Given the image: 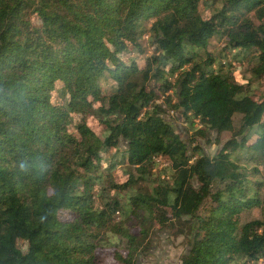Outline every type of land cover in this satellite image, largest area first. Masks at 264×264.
<instances>
[{"label": "trees", "instance_id": "1", "mask_svg": "<svg viewBox=\"0 0 264 264\" xmlns=\"http://www.w3.org/2000/svg\"><path fill=\"white\" fill-rule=\"evenodd\" d=\"M218 42L263 76L264 0H0V264L131 262L155 226L190 239L182 264L264 260V181L239 162L264 164V96ZM211 130L233 133L214 156Z\"/></svg>", "mask_w": 264, "mask_h": 264}, {"label": "rangeland", "instance_id": "2", "mask_svg": "<svg viewBox=\"0 0 264 264\" xmlns=\"http://www.w3.org/2000/svg\"><path fill=\"white\" fill-rule=\"evenodd\" d=\"M213 54L217 56V62L220 63L225 59L226 65L222 66L223 71L232 72L235 79L240 82L248 83V90L253 94L255 99H262L264 96V75L258 76L255 72L260 64L259 57L250 55L245 57L244 54H240L237 58L234 53L225 50L223 42H218V45L213 48ZM224 63V61H223ZM58 93L54 92L55 100L59 101L60 97ZM169 119L173 120L179 129L181 130L184 138H190L192 132L188 129L187 123L181 114L177 111H167L164 113ZM241 115L235 116V123L239 125ZM88 124L96 131L101 132L102 126L94 118L88 120ZM233 137L231 131H225L218 133L211 130L207 136H199L197 143L203 148L204 152L210 156H214L225 145V143ZM121 149H126V142L122 141L120 145ZM247 157V158H246ZM239 162L242 165H248V173L252 178L257 177L264 181V164L255 163L254 158H248V156H241ZM257 167L259 170H255ZM120 169V168H119ZM118 180H123L125 176L123 173L117 171ZM165 217L172 218L170 212H165ZM262 217L261 209L256 207L249 212H243L241 220H249L253 218ZM138 231V230H136ZM135 231V232H136ZM19 246L25 251L28 248V244L25 241L20 240ZM190 249V239L185 235H174L171 231L153 227L152 233L145 240H141L139 248L131 259V262H124L120 260L116 255L120 253L126 257L127 250L117 251L114 247L99 249L100 256L103 257L101 264H182V255L188 252Z\"/></svg>", "mask_w": 264, "mask_h": 264}, {"label": "built area", "instance_id": "3", "mask_svg": "<svg viewBox=\"0 0 264 264\" xmlns=\"http://www.w3.org/2000/svg\"><path fill=\"white\" fill-rule=\"evenodd\" d=\"M260 264H264V260L260 261Z\"/></svg>", "mask_w": 264, "mask_h": 264}]
</instances>
